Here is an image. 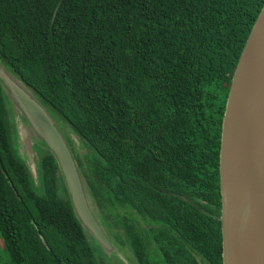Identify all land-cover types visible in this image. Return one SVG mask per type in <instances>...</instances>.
<instances>
[{
	"label": "trees",
	"instance_id": "trees-1",
	"mask_svg": "<svg viewBox=\"0 0 264 264\" xmlns=\"http://www.w3.org/2000/svg\"><path fill=\"white\" fill-rule=\"evenodd\" d=\"M263 6L0 0L1 65L84 143V159L66 144L89 209L137 264H222V120ZM6 102L0 87V264H106L46 146L35 185Z\"/></svg>",
	"mask_w": 264,
	"mask_h": 264
},
{
	"label": "water",
	"instance_id": "water-1",
	"mask_svg": "<svg viewBox=\"0 0 264 264\" xmlns=\"http://www.w3.org/2000/svg\"><path fill=\"white\" fill-rule=\"evenodd\" d=\"M0 84L34 138L53 154L82 227L102 250L111 252V242L89 209L82 178L54 121L1 63ZM219 190L222 264H264V6L228 91L219 149Z\"/></svg>",
	"mask_w": 264,
	"mask_h": 264
},
{
	"label": "rangeland",
	"instance_id": "rangeland-1",
	"mask_svg": "<svg viewBox=\"0 0 264 264\" xmlns=\"http://www.w3.org/2000/svg\"><path fill=\"white\" fill-rule=\"evenodd\" d=\"M6 107L8 110L9 122L11 124L12 141H16L18 143L20 153L28 160V162L26 160L25 162L28 166L29 171L31 172L35 185H37L36 162L47 149L44 148V145L41 144L40 141L34 138V135L28 128L26 123L23 125L21 124V122H17V119H15L14 123V116L10 112L9 106L7 104ZM54 123L64 137L66 143L70 144V148L72 149V151L76 153L80 157V159H84V156L89 154V151L84 143L79 140V138L73 133L71 128L66 123L56 119L54 120ZM13 124H15V126ZM63 190L64 186L62 181H60L59 193L62 197H65ZM87 236L91 244H93L94 242L91 237L89 235ZM111 242L114 246V249L111 252H107V254L105 255L97 250V257H101L106 264H137L127 246L122 245L115 240H112Z\"/></svg>",
	"mask_w": 264,
	"mask_h": 264
},
{
	"label": "flooded vegetation",
	"instance_id": "flooded-vegetation-1",
	"mask_svg": "<svg viewBox=\"0 0 264 264\" xmlns=\"http://www.w3.org/2000/svg\"><path fill=\"white\" fill-rule=\"evenodd\" d=\"M14 77V76H13ZM0 87H1V89L3 90V92H4V94L6 95V98H7V105L9 106V110H10V112L12 113V115L14 116V123H15V119H17V122H21V124H25L26 122H25V119H24V117L21 115V114H19L17 111H15V109L13 108V105H12V103L10 102V100H9V98H8V95H7V93L5 92V90H4V88H3V86L0 84ZM29 90V89H28ZM33 95V94H32ZM34 96V95H33ZM34 98L37 100V98L34 96ZM38 101V100H37ZM39 102V101H38ZM40 104V103H39ZM46 110V109H45ZM46 112H47V110H46ZM48 113V112H47ZM49 114V113H48ZM49 116H50V114H49ZM51 117V116H50ZM7 118H8V110H7ZM52 118V117H51ZM53 120V119H52ZM54 121V120H53ZM8 122H9V118H8ZM14 126H15V124H13ZM27 125V124H26ZM9 126H10V140H11V142H12V147H13V149L15 150V152H16V154H18L19 156H20V158L22 159V160H26L27 162H28V160L20 153V151H19V147H18V143L16 142V141H12V136H11V124H10V122H9ZM15 132H17V131H15ZM15 136H16V134H15ZM34 139V138H33ZM111 242V241H110ZM111 245H112V243H111ZM112 247H113V249H114V246L112 245Z\"/></svg>",
	"mask_w": 264,
	"mask_h": 264
},
{
	"label": "bare ground",
	"instance_id": "bare-ground-1",
	"mask_svg": "<svg viewBox=\"0 0 264 264\" xmlns=\"http://www.w3.org/2000/svg\"><path fill=\"white\" fill-rule=\"evenodd\" d=\"M31 143V142H30ZM25 146V145H24Z\"/></svg>",
	"mask_w": 264,
	"mask_h": 264
}]
</instances>
